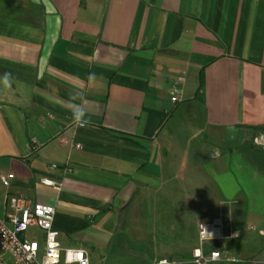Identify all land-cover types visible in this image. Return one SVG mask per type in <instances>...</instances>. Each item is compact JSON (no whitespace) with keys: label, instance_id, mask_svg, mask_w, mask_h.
I'll list each match as a JSON object with an SVG mask.
<instances>
[{"label":"crops","instance_id":"crops-1","mask_svg":"<svg viewBox=\"0 0 264 264\" xmlns=\"http://www.w3.org/2000/svg\"><path fill=\"white\" fill-rule=\"evenodd\" d=\"M262 131L264 0H0V217L55 208L90 264H191L219 216L211 264H264Z\"/></svg>","mask_w":264,"mask_h":264},{"label":"built area","instance_id":"built-area-1","mask_svg":"<svg viewBox=\"0 0 264 264\" xmlns=\"http://www.w3.org/2000/svg\"><path fill=\"white\" fill-rule=\"evenodd\" d=\"M184 78H180L183 82ZM181 91L176 87L172 93V104L180 102ZM252 145L264 151V131L257 133ZM52 170L57 166L52 165ZM13 175L3 176L2 183L10 185ZM41 184L57 191L61 184L49 178H42ZM56 209L40 203H33L24 196L13 195L8 198V210L4 217H0V264H90L86 251L80 249H63L59 241V232L55 229ZM227 222L219 216L204 222L199 227L200 245L194 251L191 264H211L214 262H237L230 257L224 246L206 251V245L214 242H225L235 239L238 234L225 232ZM37 229L44 234L43 251L40 242L30 239L27 232ZM159 264H171L161 261Z\"/></svg>","mask_w":264,"mask_h":264},{"label":"clouds","instance_id":"clouds-1","mask_svg":"<svg viewBox=\"0 0 264 264\" xmlns=\"http://www.w3.org/2000/svg\"><path fill=\"white\" fill-rule=\"evenodd\" d=\"M95 76L94 73L89 74V79H93ZM12 79L11 73H4L2 80L5 84H10ZM73 101L80 99L78 95H73ZM72 120L78 127H88L91 123V120L88 118L87 110L83 105H78L75 110L72 112Z\"/></svg>","mask_w":264,"mask_h":264},{"label":"rangeland","instance_id":"rangeland-1","mask_svg":"<svg viewBox=\"0 0 264 264\" xmlns=\"http://www.w3.org/2000/svg\"><path fill=\"white\" fill-rule=\"evenodd\" d=\"M42 232H40L39 230L37 229H30L28 232H27V236L28 238L30 239H36L40 242V245H41V252L43 251V244H42Z\"/></svg>","mask_w":264,"mask_h":264}]
</instances>
